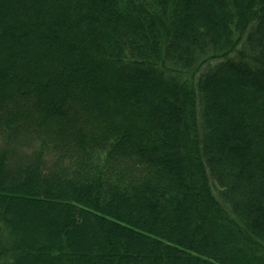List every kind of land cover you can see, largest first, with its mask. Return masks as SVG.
<instances>
[{
  "label": "trees",
  "instance_id": "1",
  "mask_svg": "<svg viewBox=\"0 0 264 264\" xmlns=\"http://www.w3.org/2000/svg\"><path fill=\"white\" fill-rule=\"evenodd\" d=\"M0 264H264V0H0Z\"/></svg>",
  "mask_w": 264,
  "mask_h": 264
}]
</instances>
